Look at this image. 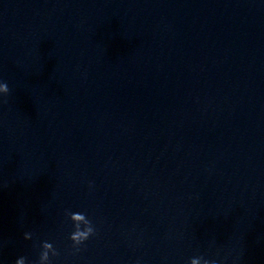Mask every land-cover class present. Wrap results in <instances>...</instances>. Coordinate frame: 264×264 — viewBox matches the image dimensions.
<instances>
[{
    "label": "clouds",
    "instance_id": "9594fccd",
    "mask_svg": "<svg viewBox=\"0 0 264 264\" xmlns=\"http://www.w3.org/2000/svg\"><path fill=\"white\" fill-rule=\"evenodd\" d=\"M9 91L10 90L7 83H0V94H4L5 96H7L9 94ZM66 215L70 216V219L74 223L75 227V231L71 233L69 238L73 242V247L78 248V246L88 240L90 236L95 234V228L92 226L91 221L87 219L86 215L83 213H66ZM82 225L83 228L81 227ZM31 235V233H24V239H31ZM42 247L44 249H51L53 256L58 255L51 243L44 242ZM25 260V257H20L16 259L15 264H25ZM44 261H49V254L47 251H42L40 254V264H42V262ZM190 264H216V261H209L204 259L203 257H198L191 259Z\"/></svg>",
    "mask_w": 264,
    "mask_h": 264
}]
</instances>
